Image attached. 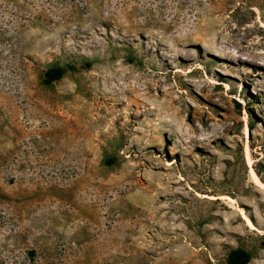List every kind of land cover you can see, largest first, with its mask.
Wrapping results in <instances>:
<instances>
[{"label":"rangeland","instance_id":"1","mask_svg":"<svg viewBox=\"0 0 264 264\" xmlns=\"http://www.w3.org/2000/svg\"><path fill=\"white\" fill-rule=\"evenodd\" d=\"M259 17L261 0H0V264H264Z\"/></svg>","mask_w":264,"mask_h":264},{"label":"trees","instance_id":"2","mask_svg":"<svg viewBox=\"0 0 264 264\" xmlns=\"http://www.w3.org/2000/svg\"><path fill=\"white\" fill-rule=\"evenodd\" d=\"M65 73V69L61 67L51 68L46 73L45 82L50 83L60 79ZM251 255L244 249H237L233 251L228 259V264H248L250 262Z\"/></svg>","mask_w":264,"mask_h":264},{"label":"bare ground","instance_id":"3","mask_svg":"<svg viewBox=\"0 0 264 264\" xmlns=\"http://www.w3.org/2000/svg\"><path fill=\"white\" fill-rule=\"evenodd\" d=\"M261 1H264V0H261ZM258 21L260 22L261 27H264V20L261 17H259ZM250 173H251L252 179L255 182V184H257L258 186H261L262 183L260 182L259 177L256 174V172L253 169H251ZM180 178L183 179V177H180ZM191 190H192V188H191ZM196 195L198 197H201L202 199H209L211 201H218V200H227V201H230V202L234 201L233 198H231V197H229L227 195H214V194L199 193V192H197ZM243 218H244V222H245V226L246 227H248L250 230H259L257 225L247 215H245Z\"/></svg>","mask_w":264,"mask_h":264}]
</instances>
